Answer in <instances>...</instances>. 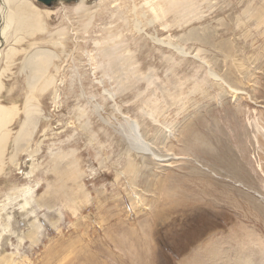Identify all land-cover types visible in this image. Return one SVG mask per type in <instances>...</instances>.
<instances>
[{
  "label": "rangeland",
  "instance_id": "rangeland-1",
  "mask_svg": "<svg viewBox=\"0 0 264 264\" xmlns=\"http://www.w3.org/2000/svg\"><path fill=\"white\" fill-rule=\"evenodd\" d=\"M95 1L89 0L92 8ZM117 1L106 0L96 13L93 36L101 38L98 35L106 33L103 25L114 22V29L122 30L126 42L137 49L134 66L141 62L146 71L153 65L161 76L149 89L138 78L139 71L127 74L120 68L123 64L114 62L116 55L108 54L113 50L109 45L108 56L97 55L106 60L101 69L95 68L90 62L93 56L87 53L95 51L93 40L86 44L79 39L75 45L73 31L82 22V14L72 10L76 0L64 5L59 0L48 5L35 0L40 8L57 11L47 18L51 31L65 26L70 30L63 39L64 49L57 34L47 31L22 43L28 49L36 41L45 50H57L60 59L48 74L57 75L58 81L55 89L36 92L47 117L41 119L18 160L8 161L0 174V203L4 204L0 224L4 233L11 231L0 238V257L3 252L11 254L12 264H198V260L200 264H264V0H197V15L191 20L169 15L146 27L164 38L170 31L174 44L185 45L192 53L200 50L212 70L243 92L236 101L218 81L199 83V77L206 75V64L200 66L192 58L183 62L178 55L170 62L164 52L173 51L166 47L150 59L147 37L140 38L132 24L127 28L118 19L113 4ZM122 11L130 20L134 17ZM165 23L168 30L163 28ZM78 36L82 37L80 31ZM27 54L18 55L12 70L3 74L2 103L23 108L34 74L30 67L21 70ZM54 65H60L59 71ZM187 74L194 81L185 84ZM56 90L61 94L59 107L52 102ZM154 102L164 107L157 119L176 128L177 135L168 140L170 151L162 145L160 134L158 140L154 137L153 128L161 125L152 124L139 109ZM23 118L21 113L11 128L16 131ZM128 118L139 122L161 159L174 154L178 158L161 162L135 150L139 143ZM188 128L193 133L190 140ZM161 132L164 137L166 132ZM61 148L77 150L78 166L69 165L72 158H59L56 153ZM13 153L10 143L6 159ZM130 161L136 166L128 167ZM24 186L30 189L25 207L18 199L23 192L16 188ZM256 208L261 211L255 215ZM30 231H36V243L26 237ZM218 250L221 256L212 257Z\"/></svg>",
  "mask_w": 264,
  "mask_h": 264
},
{
  "label": "bare ground",
  "instance_id": "bare-ground-1",
  "mask_svg": "<svg viewBox=\"0 0 264 264\" xmlns=\"http://www.w3.org/2000/svg\"><path fill=\"white\" fill-rule=\"evenodd\" d=\"M59 1L61 2V5H64L66 2H68V0H59ZM76 1H77L76 5L72 8V10L76 14H79V15L82 14L81 26L78 29V31H80L82 33V37L80 38V36H78V31L77 32L73 31L74 42H75V45L78 46L77 41L79 42V39H81L86 44L89 40L94 41L95 51L93 52V50L91 49L90 52L88 51L87 53L91 57L93 56V58H90L91 59L90 62H92L93 64L96 65L95 68L101 69L102 67L106 66V60L98 59L97 55H99V54L107 55L106 51H105V47L107 45H109L113 50L108 52V54H115L116 55L115 56L116 60H114V62L116 61V62H119V64H123V66L120 68L126 69L127 74H129L130 72L136 73L137 71H139L140 73L137 76H138V78L143 80L142 82L146 83V86H147L146 89L147 88L149 89V86H152V84H154L156 81H160L161 76L158 77L157 69L155 66L152 65L153 63L152 64L150 63L152 66H149L146 71H144L143 68L141 69V66H140L141 62H140V64H138V65L135 64V66H134V57L136 55L137 49L136 50L132 49L131 43L126 42L125 34L122 30H120L118 28L114 29L116 26V24L114 22L112 24H110L108 27L106 26V24H104V25L100 24V25H103L104 32L107 33V31H108L109 33L103 34V32H102L101 34L98 35L101 38H96V37L94 38L93 29L95 28V25H94L95 16H96V13L102 7V5L105 3L106 0L95 1L96 3H95L94 8H92L90 6L91 3L89 2V0H76ZM196 2H197V0H144L143 2L138 3L137 0H126L125 3L120 4L119 0H118L117 2H115L113 4H115V6H117L116 7L118 9L117 14L120 16L118 19H121L123 24L125 26H128L127 28H129V25L132 24L136 33L141 35L140 38L147 37L146 42L149 45L148 46L149 50L148 51L146 50L147 52L145 50L144 51L146 52L147 56H149L150 59L153 60V57H155L154 53L159 52L160 47H166V48L170 49L171 51H173V53L166 51V50L164 52L165 54L167 53L169 55L168 61H170V62H172L176 58L175 55H178L181 57V60L183 62L186 60H189V58L190 59L192 58L193 60H195V62L200 63V66H202L201 64H206V65H208V69L206 70V75L204 78L199 77V79H201V82L199 80V83H202V84L206 83L207 82L206 80H209V79H213L215 81H218L223 86H225V88H228L233 93L232 94L233 100L236 101L239 98L238 95L242 94L243 92L240 91L238 88H236L232 84L231 81L226 79L225 76H221L218 74V72L212 70L210 64L201 56L200 50H197L195 53H192L190 50H187L185 45L182 46V45H179L176 43L174 44V41L171 40V38H170L172 35V33L170 31H169V34H167V38H164V37H160L157 34H152L151 32H149L147 30L148 28H146L147 26H149V27L154 26V24H156L158 21H162V19L163 20L167 19L169 15H173L176 20H180V21L191 20V18H193L197 15V6H195ZM122 10H127L130 13L132 12L134 17H132L130 20L129 16L127 15V12L122 11ZM56 12L57 11L53 10V9L51 10V9L40 8L35 3V0H0V92L4 88V82L1 79L3 77V74L5 72L9 71L11 69V66L13 67V65L16 63V57L18 55H20L21 53H24V54L28 53L27 56L22 59V63H24V66H22L21 70H23V69L25 70L27 67H30V71L32 73H34L32 75L33 77H32L31 82H29V93L26 95V100L24 102L23 108H20L19 104H16V103L5 104V103H2L0 101V174H2L5 171V166H6L8 161H11L14 163L16 160H18L19 153L24 149V146H26L32 140L34 132L37 131L41 119L46 116V113L43 110V104L41 103L39 97L37 95L35 96L36 92L43 94L52 88L53 89L56 88L58 77H57V75H50V74H48V72H49V68L53 64V62L56 59H60L59 58L60 54L57 52V50L55 51V49L53 50L51 48H48L47 50H45V49L37 46L36 45L37 42L35 41V42H31V45H30L31 47H34L35 50L33 52H28V50L31 47L28 49L26 46L22 45L23 42L27 41L28 37H33V36H36L37 34H41V33H44L47 31V32H50L51 35L57 34L58 44H60L61 47L64 49L66 46L63 43V39L69 33V30H70V29H68L69 26L68 27H66V26L61 27L60 29H56L54 31H51L49 29V23L47 22V18L52 17V14H55ZM57 15H59V14H57ZM140 16L143 19H141ZM163 28L168 30L169 24L165 23V26ZM193 33H194V31H193ZM51 37H53V36H51ZM186 38L188 40V37H186ZM190 39L201 40V38H199V37H190ZM55 44H57V43H55ZM83 50H85V49H83ZM94 54H96V56ZM100 56L102 57V55H100ZM152 60H151V62H152ZM109 64H111V63H109ZM125 64H126V66H124ZM54 66H55L56 70L59 71L60 65H54ZM190 66H191V64H190ZM142 67L145 68L146 66L142 65ZM115 69H117V68H115ZM140 70H142L143 72ZM99 71H101V70H99ZM195 72H196V70H195ZM103 75H104V73H103ZM154 75H156V76H154ZM184 77H185L184 83L187 84L190 81L191 78H189V77H191V76H189L187 74V76H184ZM194 77H195V75H194ZM84 79H86V78H84ZM75 81H77V80H75ZM192 81H194V80H192ZM100 84H101V82H100ZM185 84L182 85L181 88H184ZM195 84H198V83H195ZM198 85H200V84H198ZM219 86L221 87V85H219ZM146 89H145V91H146ZM193 90H195V89H193ZM145 91H143V92H145ZM52 92L54 93V91H52ZM104 92H106V90ZM114 93H116V91ZM154 94L156 95L157 93H154ZM155 95H154V97H155ZM246 95H250V94L246 93ZM60 97H61V94L59 93L58 90H56L54 95H53L52 102L56 103L58 107L60 105ZM162 97H163V95L161 96V98ZM230 97H231V95H230ZM174 98H176V97H174ZM156 100H158V99L156 98ZM143 104H144V102H143ZM159 104L160 103H158V102L157 103L154 102L151 105L140 106L139 109H140L141 113L143 114V116L144 115L147 116L148 119H150L153 122L152 124L161 125V129H163L166 132V135L163 137V135H162L163 131L161 132V129H157V130L155 129L154 130V128H153L152 131L156 132L154 134L155 135L154 137H156V139H157V136L160 134L161 135L160 137L163 138L162 145L164 146V148L167 151H170L173 149V147L172 148H171V146L168 147V145H169L168 140L171 139L173 136L177 135L176 128H174L175 126L173 124H168L166 122H162V121H159V119H157V116L162 111H164V109H163L164 107L161 106L163 104H161V105H159ZM21 113L24 114V118L21 121L19 128L15 131L11 128V125H12L14 119L18 118ZM128 119L130 122L131 129L134 132V139L136 140L137 143H139V144L136 143L137 148L135 150H141V153L143 152V153H147L149 155H152V157L155 160L158 159L161 162H166L169 159L178 158L174 154L175 156L172 155L171 158L165 159V157H164L161 159V156L157 152L152 150L153 147H152V143H151L150 139L148 140L146 137L143 136L142 131H141V125L139 124V122L136 119H132V118H128ZM149 124H150V122H149ZM262 128L263 127H261V129ZM259 132H261L260 128H259ZM186 134H188L189 140H190V135L193 136V133H192L191 129H189V128H188V132ZM200 139L202 140V143L204 142V144L207 141L205 136H202V138H200ZM200 139H197V140H200ZM10 143L13 146L14 153L9 157V159H6V151L9 149ZM208 144H210V141H208ZM55 152H57V151H55ZM75 153H77V150H72L70 152H68V151L64 152L63 149L61 148L59 150V152H57L56 154H58V156L61 160H66V159L72 158L69 165H71V167H76V166H78V163H77L76 159L74 158ZM130 154L131 153L128 152L129 159L134 160V159H132L133 156L132 155L130 156ZM30 157H32V156L30 155ZM130 164L134 167L136 166V162H134V161H130L128 164V167L130 166ZM136 172L139 174L138 170H136ZM198 174H200V173H198ZM198 183H200V182H198ZM136 186L137 185L133 183V187H136ZM16 188L18 191L23 192V195H21V197L18 199H21L22 205L24 207L28 206V201L30 200V198L27 196V194H29V193H27V190L29 188H27L25 186H24V188L23 187L22 188L16 187ZM56 190L57 189H55L53 191H46L45 194H52L53 192H56ZM15 192H17V191H15ZM8 195H7V197H8ZM22 197H23V200H22ZM137 198H138V196H137ZM40 199H41V201L44 200L45 196L42 195V197ZM40 199H37V200L34 199V200L40 203ZM4 203H5V201H4ZM1 205L3 206L4 204L0 203V206ZM251 206L253 207V204H251ZM259 211H261V210L256 208V211L254 214L256 215ZM7 216H9V215H7ZM257 218H259V217H257ZM10 219H11V217H10ZM241 225H243V224H241ZM243 226H245V225H243ZM4 227H6V226H3V228ZM245 228H246V226H245ZM242 229H243V227H242ZM236 233H237V231L233 235H235ZM240 233H241V230H240ZM10 234H11V231H9V233H7V232L4 233L1 229V224H0V238L1 239L5 238V237L7 238L8 236H10ZM26 237L29 238V240L33 241L34 243H36V241L38 239L36 231L28 232L26 234ZM242 238L244 239L246 237H242ZM21 239L23 240L24 237H21ZM240 239H238V240L240 241ZM6 240H9V239H6ZM232 240H233V238H232ZM216 243L219 246H221L219 244L218 240ZM218 245H216V246H218ZM238 245H239V243H238ZM239 246H241V245H239ZM219 251L220 250L215 252L216 254H211V256L219 258L221 256V255L220 256L217 255L219 253ZM207 256H209V252L206 255V257ZM203 258H205V257L203 256ZM12 261H13L12 255L7 254L6 252H3V254L0 257V264H12ZM197 263L200 264L199 260Z\"/></svg>",
  "mask_w": 264,
  "mask_h": 264
},
{
  "label": "water",
  "instance_id": "water-1",
  "mask_svg": "<svg viewBox=\"0 0 264 264\" xmlns=\"http://www.w3.org/2000/svg\"><path fill=\"white\" fill-rule=\"evenodd\" d=\"M39 1L48 5V4H50L51 2H53L55 0H39Z\"/></svg>",
  "mask_w": 264,
  "mask_h": 264
}]
</instances>
